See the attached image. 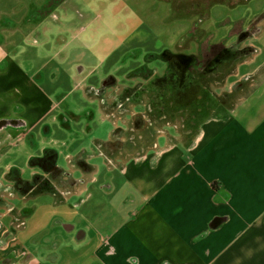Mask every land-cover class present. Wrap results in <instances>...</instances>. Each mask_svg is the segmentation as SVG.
I'll use <instances>...</instances> for the list:
<instances>
[{"label":"crops","instance_id":"obj_1","mask_svg":"<svg viewBox=\"0 0 264 264\" xmlns=\"http://www.w3.org/2000/svg\"><path fill=\"white\" fill-rule=\"evenodd\" d=\"M64 3L0 0V264H264V13L229 31L235 40L214 66L230 73L210 82L215 103L193 111L192 136L179 115L124 156L118 126L108 140L89 130L90 147L66 139L72 127L54 80L29 71L38 52H56L54 11ZM56 130L61 139L51 138ZM41 135L63 150L32 152ZM49 152L52 170L31 165ZM34 180L47 185L25 193Z\"/></svg>","mask_w":264,"mask_h":264},{"label":"rangeland","instance_id":"obj_2","mask_svg":"<svg viewBox=\"0 0 264 264\" xmlns=\"http://www.w3.org/2000/svg\"><path fill=\"white\" fill-rule=\"evenodd\" d=\"M54 12L56 52H38L36 67L29 69L31 75L39 83L47 77L54 80L49 86L55 91V104L61 109L66 106L67 123L72 127L66 139H84L90 147L94 137L108 140L110 129L118 126L120 149L126 151V146L145 136L157 139L159 130L165 131L164 125L176 124L181 116L186 125L184 136H192L200 124L193 111L215 103L208 98L214 93L210 82L216 76L223 81L230 73L231 69L214 66L220 57L226 58L224 46L235 40L228 37L229 31L250 27L255 15L264 13V0H65ZM59 17L70 21L71 28L67 22L66 28L59 26ZM60 50L64 51L61 55ZM166 51L194 57L195 66L183 72V82L164 57ZM46 63L54 67L41 69ZM197 82L202 84L200 89ZM200 95L203 99H196ZM100 100L104 120L98 111ZM115 114L120 120L113 118ZM96 127L91 139L89 130ZM165 128L174 133L172 127ZM58 131L51 138L61 139ZM78 143L83 146V140ZM52 144L41 135L30 150L35 154L44 147L63 150L62 143ZM129 154L126 151L124 156ZM38 184L45 188L47 181L24 183L23 190L28 193Z\"/></svg>","mask_w":264,"mask_h":264},{"label":"trees","instance_id":"obj_3","mask_svg":"<svg viewBox=\"0 0 264 264\" xmlns=\"http://www.w3.org/2000/svg\"><path fill=\"white\" fill-rule=\"evenodd\" d=\"M56 153H47L44 157L40 159H34L31 163L33 167H40L45 171H50L55 167L56 164Z\"/></svg>","mask_w":264,"mask_h":264},{"label":"flooded vegetation","instance_id":"obj_4","mask_svg":"<svg viewBox=\"0 0 264 264\" xmlns=\"http://www.w3.org/2000/svg\"><path fill=\"white\" fill-rule=\"evenodd\" d=\"M222 53H224V52H222ZM219 60H223L222 57H220V59H218V61ZM193 66H194V64L187 66V64L185 63L184 59L183 60L182 59H180V60L178 59V60H175V61L172 62V67L175 70V72L178 73V76H179V78L181 79L182 82H183V72H185L186 69H188V70L191 69Z\"/></svg>","mask_w":264,"mask_h":264},{"label":"water","instance_id":"obj_5","mask_svg":"<svg viewBox=\"0 0 264 264\" xmlns=\"http://www.w3.org/2000/svg\"><path fill=\"white\" fill-rule=\"evenodd\" d=\"M164 57L168 60V61H170V62H172V61H174V60H180V59H184V60H186V59H188V63H190V65L194 62V57L193 58H190V57H188V56H183V55H174V54H172V53H170V52H168V51H166L165 53H164Z\"/></svg>","mask_w":264,"mask_h":264}]
</instances>
